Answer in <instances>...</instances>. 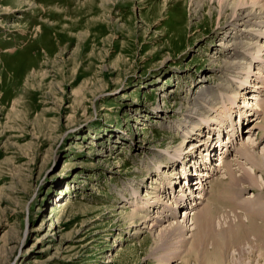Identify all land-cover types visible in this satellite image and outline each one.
<instances>
[{
	"label": "rangeland",
	"instance_id": "obj_1",
	"mask_svg": "<svg viewBox=\"0 0 264 264\" xmlns=\"http://www.w3.org/2000/svg\"><path fill=\"white\" fill-rule=\"evenodd\" d=\"M14 1L0 0V264H197L205 206L215 228L264 226V172L240 154L264 156V23L239 39L255 43L243 61L217 52L264 0ZM228 172L247 175L226 195ZM226 259L264 264V248L245 236Z\"/></svg>",
	"mask_w": 264,
	"mask_h": 264
},
{
	"label": "bare ground",
	"instance_id": "obj_2",
	"mask_svg": "<svg viewBox=\"0 0 264 264\" xmlns=\"http://www.w3.org/2000/svg\"><path fill=\"white\" fill-rule=\"evenodd\" d=\"M22 1L24 3L26 2L25 0H22ZM22 1L21 0L14 1L13 4H15L16 6L21 5ZM240 1L241 0L228 2V4L226 5V8L233 10L236 6H239ZM11 6H13V5L11 4ZM11 6L10 7H8V6L4 7V11H6L7 13L8 12H12L13 9H12ZM263 23H264V8L263 7L261 9L252 8L249 11L243 10V11L238 12L237 15H236V19L231 24V26L233 27V30L237 29V31L232 33L233 34L232 37H226L225 36V37H223L220 40V42L217 45V47H218L217 48V52L221 53V50H222V52L223 51L224 52L228 51L229 55L231 54V56H233V58L235 60L236 59H240V62L243 61L244 60L243 58H245V57H243V54H242V58H241V53L238 52L237 49L239 50V49L242 48V49H245L247 52H249V54H253V46L255 45V43L254 42H251V43L242 42V41H239V39L240 38H243V39L245 38V39L250 40V41H251V38L256 39L255 35H262L261 33L259 34V31L256 30V27L257 26L258 27L262 26ZM231 26H229V27H231ZM226 33H228V32L226 31ZM235 36H237V37H235ZM240 62H239V64H240ZM226 64L227 65H226L225 69H234V67H235L234 65H236V64L229 65L228 63H226ZM257 74H260V73H257ZM252 97H254L255 100H258L256 98V95H253ZM259 102H261V100ZM248 105H250V104H249V101L247 100L246 108L248 107ZM254 106H256V105H254ZM255 108H257V106ZM248 111L249 110H247V112H246L247 115L250 114ZM240 114H241V112H240ZM256 120H258L260 123L263 122V124L260 127L264 131V113H263V117L262 118L258 115ZM194 125H195V127H197V130H194V131H197L199 133L201 131V127L199 126L198 122H196ZM235 127L236 126L234 125V128ZM230 129H231V127H230ZM231 132L232 131H230L228 133L230 134ZM208 135H210V133ZM230 135H231L230 137L232 138L233 132ZM192 140H193V138H192ZM248 141L251 142L252 140L247 139L246 143ZM209 142H210V144H209ZM209 142L205 143V146L208 147L207 151H209L210 149L215 150V147L217 146V143L215 144L216 140L215 141L210 140ZM211 145H213L215 147H211ZM252 145H254V143H252ZM247 146L243 145L241 147L240 154L244 158H246V160L250 161L255 167H258V168L262 169L263 172H264V156H260V157L259 156H255L256 153L253 155L252 153H250L252 151H249L246 148ZM212 152L213 151H210V153H212ZM227 152H228V150H227ZM260 152L262 154V151H260ZM206 155H208V152H207ZM187 159L188 158L185 157V156L180 159V161L186 166L185 170H187V164L191 163V160H192V159L191 160L190 159L187 160ZM186 162H187V164H186ZM175 163H176V161H172L171 164H170V166L171 165L172 166L171 167L168 166V168L170 167V168L174 169L173 170L174 172H172L174 174V177H173V179L171 178L169 180V181H171L172 186L174 185V181L177 182L176 181V179H177L176 175L177 174H175V171H176L175 167H176L177 164L174 165ZM223 163L224 162L221 161L220 162V166L222 165V167H223L225 165V164L223 165ZM202 165H204L203 159H202V162L199 164V168H201ZM188 167H189V165H188ZM180 168H181V166H180ZM190 171H191V173H192V175L194 177L195 172H197V168H195V170H190ZM160 172H161L160 174L158 173L159 175H164L163 171H160ZM246 175H247V173H243L241 175V177L239 176L240 179H235V177L233 176L232 172H228V176H227V181L228 182L225 184V187H224L226 190L223 188L225 190L226 195H228L230 193H235L236 191H239V189L241 188L240 187L241 184L244 183V178H245ZM171 176H172V174H171ZM185 178H183V180L186 181L184 186L185 187H187V186L189 187L191 181H190V175H187V172H186ZM234 181H236L237 183H235ZM157 183L158 182L154 181V184H157ZM185 187H183V189L181 188L182 191H180V192H182V195H181L183 197L182 199L186 203L187 195L185 193ZM261 187H263V186H261ZM169 190H170V193H172V195L174 194L173 198H176L177 195H175V191L174 192L171 191V186L169 187ZM263 191H264V189H263ZM168 196H169V194H168ZM181 196L178 197V198L180 199ZM196 198L202 199L203 197L201 198L200 196H197ZM232 199L235 200L233 197H232ZM164 200H166V199H164ZM235 202H236V200H235ZM136 204H138V202H136ZM249 204H251V203L249 202ZM192 205H194L197 208L196 204L192 203L191 206ZM235 205H236V203H235ZM242 205H247V204L244 201L243 204H240V206H242ZM180 206L178 205L177 207L180 208ZM248 206H250V205H248ZM218 212H219V210L218 209L215 210V207L205 206L201 211L192 213L193 223L191 225L193 226V230H192L193 232H192V237L190 238V239H192V242H191V245H190V248H189L190 249L189 253H188L189 255L187 256V258H184L185 259V263L187 261H189L188 260L189 258L193 257V258L196 259L197 264H226L227 263L226 262V260H227L226 256H227V253L229 252V249H231L233 247H236L237 244L240 245V242L244 240L245 236L253 237L255 239V241L257 242V244L259 246H261V248H264V226L261 225L262 226L261 227L258 224H255L253 222L254 219L251 220V221L249 220L248 221L249 223H248L247 221H245L246 218H244V219L242 218L243 215L241 214L242 216L241 215H237L236 216V219H237L236 221L237 222L235 224H228L226 226V228H221V225L225 221V219H224V221L222 220L223 222H221V221L219 222V221H217L218 220L217 219L216 221L221 223L220 226H219L221 229H218V228H215V216H217L216 214ZM254 212H256V213L257 212L258 213H264V204H261V202L257 201L256 202V209L254 210ZM254 212H253L254 217L259 216V215H256V213H254ZM172 215H173V212H172ZM189 215H190V212H188V213L186 212V213L183 214V217L184 218L188 217V219H189ZM141 218H144V217H141ZM246 220H248V219H246ZM247 223H248V225L246 226ZM175 226L176 227L171 226L173 228L170 227L171 229L168 232V234H170V236L174 235L177 231H179L181 229V228L177 227V225H175ZM209 245H210L211 249H208Z\"/></svg>",
	"mask_w": 264,
	"mask_h": 264
}]
</instances>
